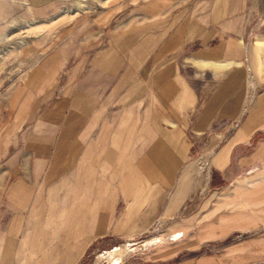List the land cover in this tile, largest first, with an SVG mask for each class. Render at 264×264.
Returning <instances> with one entry per match:
<instances>
[{
	"label": "crops",
	"instance_id": "0c3cea01",
	"mask_svg": "<svg viewBox=\"0 0 264 264\" xmlns=\"http://www.w3.org/2000/svg\"><path fill=\"white\" fill-rule=\"evenodd\" d=\"M136 1L120 32L111 24V13L102 12L92 20L100 33H78L76 47L69 34L57 46H46L52 43L46 31L43 51L27 48L25 58L34 62L23 82L18 87L0 82V89L31 95L24 118L9 111L17 114L14 133L30 119L45 126L27 131L19 147L10 143V151L0 132V194L10 187L25 192L36 183L35 171L44 169L45 199L78 203L74 212L58 211L61 234L68 232L67 217L76 219L80 234L85 227L101 232L97 219L103 216L149 217V202H162L167 186L176 187L167 202L184 201L190 192L183 188L189 172L184 157L197 131V70L192 65L219 72L239 64L245 53V0ZM255 44L264 46V39L256 38ZM58 72L60 81L54 78ZM72 151L75 160L69 158ZM150 187H158L154 191H161L160 197L154 198ZM42 202L33 200L34 219L31 229L23 230L16 264L33 262L35 231L49 233L48 227L43 230L48 222ZM104 209L108 213H101ZM45 247L33 263L46 260L50 249ZM0 260L4 264V254Z\"/></svg>",
	"mask_w": 264,
	"mask_h": 264
},
{
	"label": "rangeland",
	"instance_id": "374dc122",
	"mask_svg": "<svg viewBox=\"0 0 264 264\" xmlns=\"http://www.w3.org/2000/svg\"><path fill=\"white\" fill-rule=\"evenodd\" d=\"M245 1L246 48L240 63L219 72L190 64L197 70L198 100L197 131L191 133V146L183 164L189 170L184 175V191H190L186 199L179 205L167 202L176 188L167 186L162 202L155 203L150 195L149 217L103 216L97 219L101 232L92 233L90 227H85L83 234L76 233L81 231L76 228V219L67 217L68 232L61 234L58 211L74 212L78 203L47 201L45 170H37L36 183L27 186L25 192L10 187L0 194V255L4 254V264H16L21 235L24 229H31L34 219L31 209L35 198L43 200L48 222L43 230L48 227L49 233L41 228L43 234L33 233V262L45 246L50 249L46 260L38 264H264V46L255 44L256 38L264 39V0ZM137 2L38 0L33 4L30 0H0V82L6 86L16 83L15 87L23 82L34 62L25 58L27 48L35 45L43 51L46 31L52 35V43L46 46H57L69 34L74 40L71 46L76 47L78 33H100L92 20L102 12L111 13V24H116L120 32L131 3ZM61 77V72L54 76L58 81ZM58 93L55 89L54 94ZM0 96L4 98L0 132L10 151V143L19 147L27 131L45 126L30 119L14 133L17 114L9 111L16 110L24 118L31 95L0 89ZM72 153L69 158L75 160ZM131 157L133 163L136 155H128V159ZM157 188L150 187V194L152 190L157 193ZM239 196L245 201L238 202ZM101 213L108 212L104 209Z\"/></svg>",
	"mask_w": 264,
	"mask_h": 264
},
{
	"label": "bare ground",
	"instance_id": "6f19581e",
	"mask_svg": "<svg viewBox=\"0 0 264 264\" xmlns=\"http://www.w3.org/2000/svg\"><path fill=\"white\" fill-rule=\"evenodd\" d=\"M177 237H179V234L178 235H176ZM127 245H130L129 243H126ZM121 253V252H120ZM108 254V253H107ZM101 255H103V253L101 254Z\"/></svg>",
	"mask_w": 264,
	"mask_h": 264
}]
</instances>
